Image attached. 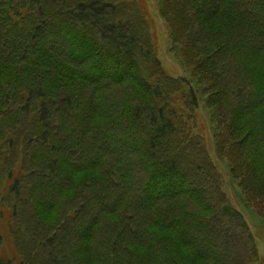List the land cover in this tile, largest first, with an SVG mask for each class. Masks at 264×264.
Returning <instances> with one entry per match:
<instances>
[{"label": "trees", "instance_id": "1", "mask_svg": "<svg viewBox=\"0 0 264 264\" xmlns=\"http://www.w3.org/2000/svg\"><path fill=\"white\" fill-rule=\"evenodd\" d=\"M155 4L186 75L165 72L137 0H0L17 264H261L210 152L221 121L228 173L264 209V0Z\"/></svg>", "mask_w": 264, "mask_h": 264}, {"label": "rangeland", "instance_id": "2", "mask_svg": "<svg viewBox=\"0 0 264 264\" xmlns=\"http://www.w3.org/2000/svg\"><path fill=\"white\" fill-rule=\"evenodd\" d=\"M155 1L156 0H137V4H139L141 11L144 12L148 19L151 43L155 47L157 56L167 74L174 77L182 74L186 75L190 70H188L187 66L184 65L173 50L171 40L168 36L166 22L163 17L158 14ZM195 118L196 129L203 134L206 141H209L211 126L204 107H200ZM220 122L216 121L220 126L215 125V128L217 131H220V133L223 132L222 135L224 136L219 139V147H217L215 151H213L212 148L210 153L212 157L217 156L215 161L222 175V181L220 180L221 190L226 195L231 205L244 215L249 225L250 232L253 235L261 264H264V209L259 199H255V195L250 194L246 190L245 185L240 182L243 174L239 170H237L240 172L237 178H232L229 175L228 168L230 167L231 161L232 164L235 162V156L234 151H231L228 146L229 137L226 134L227 127L225 123ZM248 129L249 125H246L243 131L245 132ZM110 150H112V148ZM10 220V209L0 203V233L2 234L0 257L13 259L12 264H17V262L20 263L17 258L18 246L14 240L15 231L11 229ZM11 235H13V238Z\"/></svg>", "mask_w": 264, "mask_h": 264}]
</instances>
